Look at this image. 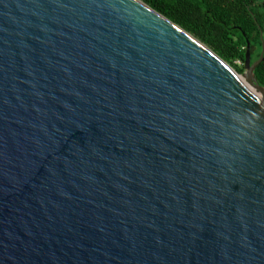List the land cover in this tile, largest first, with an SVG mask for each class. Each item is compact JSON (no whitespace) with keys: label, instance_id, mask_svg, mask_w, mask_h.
I'll use <instances>...</instances> for the list:
<instances>
[{"label":"water","instance_id":"95a60500","mask_svg":"<svg viewBox=\"0 0 264 264\" xmlns=\"http://www.w3.org/2000/svg\"><path fill=\"white\" fill-rule=\"evenodd\" d=\"M250 51L141 0H0V264H264Z\"/></svg>","mask_w":264,"mask_h":264},{"label":"trees","instance_id":"16d2710c","mask_svg":"<svg viewBox=\"0 0 264 264\" xmlns=\"http://www.w3.org/2000/svg\"><path fill=\"white\" fill-rule=\"evenodd\" d=\"M141 1L206 45L238 74L244 72L246 38L250 63L259 59L264 44V0ZM233 27L241 28L245 37ZM254 75L264 88V62Z\"/></svg>","mask_w":264,"mask_h":264},{"label":"built area","instance_id":"2783aa9c","mask_svg":"<svg viewBox=\"0 0 264 264\" xmlns=\"http://www.w3.org/2000/svg\"><path fill=\"white\" fill-rule=\"evenodd\" d=\"M238 64H240V63L238 62Z\"/></svg>","mask_w":264,"mask_h":264}]
</instances>
